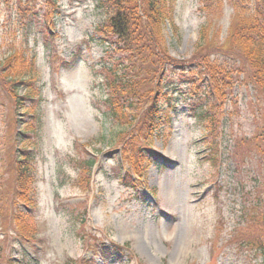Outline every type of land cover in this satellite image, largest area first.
<instances>
[{"label":"rangeland","instance_id":"374dc122","mask_svg":"<svg viewBox=\"0 0 264 264\" xmlns=\"http://www.w3.org/2000/svg\"><path fill=\"white\" fill-rule=\"evenodd\" d=\"M57 2L56 25L48 29L31 17L40 0H0V58L27 34L43 87L37 133L30 137L36 151L27 150L35 206L24 239L1 215L25 138L19 135L22 110L15 111L0 83V264H264V254L242 246L264 242L258 231L264 222V103L255 89L240 78L221 102L216 92L204 91L203 80L180 84L165 119L172 136L152 140L137 173L129 153L114 143L120 129H111L100 104L103 91L93 73L109 63L90 40L95 4ZM170 2L172 17L164 25L169 55L187 61L205 21L200 0ZM228 3L215 10L213 45L227 47L236 23Z\"/></svg>","mask_w":264,"mask_h":264},{"label":"trees","instance_id":"16d2710c","mask_svg":"<svg viewBox=\"0 0 264 264\" xmlns=\"http://www.w3.org/2000/svg\"><path fill=\"white\" fill-rule=\"evenodd\" d=\"M17 2L21 4L23 0ZM40 2V11H34L31 17L39 16L47 28H54L57 0ZM93 2L98 21L90 40L104 50L109 63L102 73L94 71L93 75L103 91L102 111L109 118L111 129H120L114 143L121 144L123 152L129 153L133 171L142 170L145 153L151 149L156 136L163 134L171 138L172 129L165 124V119L168 120L174 107L177 87L191 83V78L203 80L204 91L216 92L213 94L221 102L227 90L231 91L241 78L255 89L264 103V0H200L199 14L205 21L200 42L187 61H178L169 55L164 25L172 17L170 0ZM226 3L235 11L236 23L228 34L227 47H222V43L212 44V35L218 31L216 11H222ZM254 5L255 9L251 10ZM28 7L33 6L28 3ZM19 37L18 46L0 58V83L11 97L15 111L22 110L18 115L23 118L20 122L24 127L19 135L25 138L18 148L22 154L16 156L11 166L13 192L1 215L13 226L16 235L27 239L31 234L28 211L35 206L33 156L27 150L36 151L30 137L37 133L39 106L36 103L42 100L43 87L35 67L36 53L29 47L28 36ZM200 116L209 119L205 113ZM258 231L264 233V222ZM243 245L264 254L263 241Z\"/></svg>","mask_w":264,"mask_h":264}]
</instances>
